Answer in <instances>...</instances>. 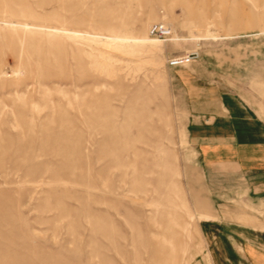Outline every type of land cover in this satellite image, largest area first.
Returning <instances> with one entry per match:
<instances>
[{
  "label": "rangeland",
  "instance_id": "obj_1",
  "mask_svg": "<svg viewBox=\"0 0 264 264\" xmlns=\"http://www.w3.org/2000/svg\"><path fill=\"white\" fill-rule=\"evenodd\" d=\"M228 93L264 124V0H0V264H190Z\"/></svg>",
  "mask_w": 264,
  "mask_h": 264
},
{
  "label": "crops",
  "instance_id": "obj_2",
  "mask_svg": "<svg viewBox=\"0 0 264 264\" xmlns=\"http://www.w3.org/2000/svg\"><path fill=\"white\" fill-rule=\"evenodd\" d=\"M219 99L189 126L207 194L190 264H264V124L231 94Z\"/></svg>",
  "mask_w": 264,
  "mask_h": 264
},
{
  "label": "built area",
  "instance_id": "obj_3",
  "mask_svg": "<svg viewBox=\"0 0 264 264\" xmlns=\"http://www.w3.org/2000/svg\"><path fill=\"white\" fill-rule=\"evenodd\" d=\"M172 33V29L170 26H168L167 24H163L160 22H156L151 24L150 27V34L161 38V39H165L167 38L170 34ZM200 56L199 52L196 51H192L189 53H186L185 55H182L181 57H177L171 60V64L173 65H179L181 63H187L193 60H196V58H198Z\"/></svg>",
  "mask_w": 264,
  "mask_h": 264
}]
</instances>
